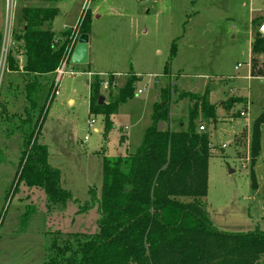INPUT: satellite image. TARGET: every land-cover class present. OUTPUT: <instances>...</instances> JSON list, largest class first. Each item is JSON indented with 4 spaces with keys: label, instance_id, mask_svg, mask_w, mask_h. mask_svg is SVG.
<instances>
[{
    "label": "rangeland",
    "instance_id": "374dc122",
    "mask_svg": "<svg viewBox=\"0 0 264 264\" xmlns=\"http://www.w3.org/2000/svg\"><path fill=\"white\" fill-rule=\"evenodd\" d=\"M41 4V0L15 1L8 51L17 46L12 31L19 27L21 8ZM80 5L77 0L56 3L58 13L52 28L57 34L61 32L56 35L58 42L67 39V43H77L82 34L77 23ZM87 11L89 66L98 73H84L90 72L89 67L81 65H73L80 73H70L71 65L67 64L61 76L56 73L57 92L46 103L38 139L46 145L48 162L58 169L60 185L71 192L72 199L65 210L57 212L47 208L40 188L20 183L14 191L21 141L16 132L7 138L13 124L1 125L0 264H45L50 233L97 230L98 205L90 203V190L94 189L99 197L102 154L118 156L136 150L150 124L160 89L169 86L175 101L170 107L172 128H178V121L187 120L192 106L187 98L178 100L180 92L202 94L207 86L211 90L208 100L215 105L216 120L205 123L211 148L205 203L212 224L226 232L247 231L255 226L264 231V124L260 151L252 168L247 134L264 109V78L249 74V46L254 31L251 21L256 18L258 24L264 18V0H93ZM5 17L6 0H0L3 34ZM3 46L2 37L1 51ZM2 69L3 61L0 102L17 121L26 105L25 79L4 74ZM134 73L138 75H134V94L119 105L112 118L113 128L103 142V116L89 113V84L96 77L101 79L100 95L103 103H109ZM102 83L108 87L103 88ZM238 96L243 98L241 102L228 110L223 107ZM241 111L245 113L242 116ZM91 120L94 122L89 126ZM243 129L240 140L234 142V136ZM121 135L126 136L124 143H120ZM29 204L33 210L26 209ZM86 204L89 207L81 211L80 206ZM26 211L29 214L25 216Z\"/></svg>",
    "mask_w": 264,
    "mask_h": 264
},
{
    "label": "trees",
    "instance_id": "16d2710c",
    "mask_svg": "<svg viewBox=\"0 0 264 264\" xmlns=\"http://www.w3.org/2000/svg\"><path fill=\"white\" fill-rule=\"evenodd\" d=\"M41 1V5L21 8L19 27L12 31L17 46L8 51L3 72L25 79L26 105L16 121L8 114L5 103L0 102V127L13 124L7 138L16 132L21 141L14 191L20 183L40 188L47 208L62 212L72 194L61 187L60 173L49 164L46 145L38 139L46 103L58 88V83L54 85L55 72L63 59L67 39L55 42L51 29L59 0ZM89 18L87 11L79 21L81 33L88 34ZM262 21L258 24L256 18L251 21L254 31L249 60L250 75L260 78H264V34L259 31ZM1 41L2 32L0 50ZM19 54L24 57L22 67L17 59ZM135 81L137 78L130 74L113 100L101 105L98 104L101 79L96 77L89 84V113L103 116V142L112 129L111 116L121 103L132 98ZM108 82H113L112 74ZM209 93V86L202 94L180 92L178 100L187 98L192 106L187 120L178 121V128H172L170 107L175 102L174 91L170 86L160 89V100L153 104L151 124L136 150L118 156L102 154L99 197L94 189L90 190V203L98 205L97 230L50 233L45 264H264V231L257 226L247 231H222L212 224L206 212L211 148L205 123L216 120ZM242 100L239 96L229 99L223 107L228 110ZM159 121L165 124L163 130L157 129ZM263 124L264 109L250 129L251 168L260 151ZM200 125L204 130L199 129ZM243 133L234 137L235 142ZM32 207L29 204L26 209L33 210ZM87 207L89 204L80 206L81 211ZM27 214L26 211L24 215Z\"/></svg>",
    "mask_w": 264,
    "mask_h": 264
},
{
    "label": "built area",
    "instance_id": "2783aa9c",
    "mask_svg": "<svg viewBox=\"0 0 264 264\" xmlns=\"http://www.w3.org/2000/svg\"><path fill=\"white\" fill-rule=\"evenodd\" d=\"M16 0H6V17H5V21H4V34H3V39H4V46L2 48L1 51V56H0V65L3 61V65L6 59V54H7V49H8V43H9V37L11 35V25H12V9L14 6ZM76 1V0H74ZM80 2V14H79V18L77 23H79V21L82 19V17L84 16V14L86 13L87 9H89V7L91 6V3L93 0H77ZM139 2H148V1H158V0H137ZM259 31L264 34V20L262 21V23L259 26ZM75 45V40L70 41L69 43H67V45L64 48V55H63V59L61 61V63L59 64L58 68L56 69V73L60 74V76L64 73L65 71V64L68 62L70 54L74 48ZM5 55V57L3 58V56ZM3 70V69H2ZM73 73V72H70ZM69 73V74H70ZM103 88H107L108 84L107 83H102ZM140 92V91H138ZM244 111L240 112V115H244ZM94 122V120H91L88 124L89 126L92 125V123ZM200 130H204V127L202 125L199 126Z\"/></svg>",
    "mask_w": 264,
    "mask_h": 264
},
{
    "label": "water",
    "instance_id": "95a60500",
    "mask_svg": "<svg viewBox=\"0 0 264 264\" xmlns=\"http://www.w3.org/2000/svg\"><path fill=\"white\" fill-rule=\"evenodd\" d=\"M88 53H89L88 34L82 33L79 36L77 43L74 46V50L70 57V63L79 64V65L86 64L88 62ZM103 102H104V97L100 95L98 97V104L101 105ZM157 129L158 130L164 129V123L162 121L158 122Z\"/></svg>",
    "mask_w": 264,
    "mask_h": 264
},
{
    "label": "crops",
    "instance_id": "0c3cea01",
    "mask_svg": "<svg viewBox=\"0 0 264 264\" xmlns=\"http://www.w3.org/2000/svg\"><path fill=\"white\" fill-rule=\"evenodd\" d=\"M264 19V18H263ZM78 21V20H77ZM51 29H52V31L55 33V42H58L57 41V38H56V35H57V37H58V35H60V33H58L57 34V32L52 28V23H51ZM11 36V35H10ZM251 36H252V30H251ZM2 37H3V31H2ZM89 39V38H88ZM251 41H252V37H251V40H250V46H249V60H250V48H251ZM10 44V37H9V43H8V45ZM73 50H74V48H73ZM73 50H72V52H73ZM1 51V50H0ZM7 51H8V49H7ZM72 54V53H71ZM71 57V56H70ZM17 59H18V61H19V66L20 67H22V65H23V62H24V57L21 55V54H19L18 56H17ZM5 61H6V59H5ZM89 61H90V58H89V53H88V62L86 63V64H84V65H81V67L83 68V66H88L89 67V70H90V72H86V71H84L82 68H81V70H83L82 72H84V73H87V74H89V73H98L97 71H95V70H93V69H91L90 68V66H89ZM0 62H1V60H0ZM67 64V67L68 66H70L71 68H70V72H73V70L74 71H76L74 74H76V73H80L79 71H77L76 69H74V67H73V65H79V64H71L70 63V58H69V60H68V62L66 63ZM4 68H5V62H4V65H3V70H4ZM58 68V67H57ZM65 68H66V66H65ZM68 71V72H69ZM3 72V71H2ZM56 73V72H55ZM73 74V75H74ZM111 74V73H110ZM249 74H250V61H249ZM108 75V74H107ZM113 75V74H112ZM133 75H136V76H138L137 74H133ZM251 76V75H250ZM252 77V76H251ZM115 80V79H114ZM116 81V80H115ZM58 83H59V81H58ZM57 92V91H56ZM191 92V91H190ZM210 93H211V90H210ZM209 96H210V94H209ZM159 99V95H158V98H157V100L155 101V102H157V101H159L158 100ZM70 102H72V100H70ZM154 102V103H155ZM212 102V101H211ZM153 103V104H154ZM152 108H153V106H152ZM118 113V110H117V112L115 113V114H113L112 116H111V121H112V118L116 115ZM170 115H171V111H170ZM150 124H151V120H150ZM149 124V125H150ZM164 127H165V124H164ZM112 128H113V121H112ZM245 129V128H244ZM244 129L240 132V133H242V132H244ZM123 131V130H122ZM248 131V130H247ZM239 133V134H240ZM250 132H247V134H249ZM239 134H236L234 137H236V136H238ZM250 135V134H249ZM122 137H123V139L122 140H120V143H124L125 142V139H126V136L125 135H122ZM234 142H235V138H234ZM103 143V142H102ZM103 145V144H102Z\"/></svg>",
    "mask_w": 264,
    "mask_h": 264
}]
</instances>
